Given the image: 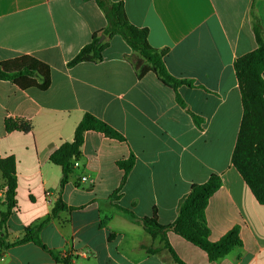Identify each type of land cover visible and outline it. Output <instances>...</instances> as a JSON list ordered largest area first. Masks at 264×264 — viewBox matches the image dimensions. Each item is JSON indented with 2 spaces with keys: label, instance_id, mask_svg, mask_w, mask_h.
Returning <instances> with one entry per match:
<instances>
[{
  "label": "crops",
  "instance_id": "crops-1",
  "mask_svg": "<svg viewBox=\"0 0 264 264\" xmlns=\"http://www.w3.org/2000/svg\"><path fill=\"white\" fill-rule=\"evenodd\" d=\"M112 1L123 2L130 22L148 29L153 47L167 50L169 73L193 82L178 88L185 107L153 72L137 78L126 59L132 49L120 35L102 62L68 66L108 24L95 0H0V62L34 56L50 66L52 80L40 91L0 79V156L15 158L17 177V205L0 237L15 242L61 199L75 209L61 211L40 238L57 254L71 253L72 264H175L164 242L118 207L138 218L157 209L159 222L168 225L191 186L217 174L222 185L206 208L210 239L239 227L242 245L216 262L174 232L168 233L171 247L186 264H264V205L232 164L243 117L234 62L258 47L255 20L264 39V0ZM86 112L125 140L86 132L83 156L61 189L62 169L50 156L73 140ZM6 119L31 130L7 132ZM131 155L135 164L121 187L124 171L117 162ZM4 189L0 171V214ZM145 247L161 252L149 254ZM0 264L63 263L28 242L3 249Z\"/></svg>",
  "mask_w": 264,
  "mask_h": 264
},
{
  "label": "trees",
  "instance_id": "trees-1",
  "mask_svg": "<svg viewBox=\"0 0 264 264\" xmlns=\"http://www.w3.org/2000/svg\"><path fill=\"white\" fill-rule=\"evenodd\" d=\"M95 1L104 12L108 24L105 28L92 34L91 41L83 46L76 56L68 62V66L73 67L82 62H102L104 51L109 47L111 39L120 35L132 49V53L127 55L126 59L133 67L137 78L142 79L147 73L153 72L162 83L177 92L179 104L185 107L178 94V88L182 85L191 87L193 82L178 79L169 73L164 62L167 50L157 49L149 43L148 29L137 27L130 22L123 2ZM254 31L258 47L236 58L234 62L243 105V117L232 154V164L249 186L257 201L264 205V79L262 77L264 72V39L258 20L254 22ZM0 79L13 82L21 90L34 88L46 91L52 82L51 68L47 63L34 56L23 55L0 62ZM192 116L195 121H198L194 114ZM5 129L7 132L15 130L28 132L31 130L26 122L13 119L5 120ZM88 131H96L109 138L125 140L118 130L105 121L89 112L84 113L75 129L73 140L63 142L50 156V161L62 169L61 189L64 188L70 176L75 172V161L80 160L83 156L82 147L85 133ZM134 164V155L117 162L119 168L124 171L121 187L125 184ZM0 171L5 179L4 205L6 210L0 214V227H3L6 225L13 208L17 205L15 158L13 156H0ZM221 185L222 180L217 174H212L205 183L193 184L189 193L179 201L176 220L168 225L159 222L157 209H154L151 216L143 218H138L133 212L125 208L118 207V209L140 224L152 238H160L175 264L186 263L179 258L171 247L168 240L169 232H174L198 246L208 254L210 261L216 262L242 245L239 227H234L218 241L210 239L211 231L207 222L206 208L211 197L220 189ZM111 199H118L117 193L113 194ZM73 209L75 208L67 206L59 199L47 218L27 226L23 236L15 242L6 244L0 237V257L3 249L32 242L49 253L56 261L72 264L70 257L57 254L45 245L40 238V232L61 211ZM145 249L149 254L161 252L159 248L145 247Z\"/></svg>",
  "mask_w": 264,
  "mask_h": 264
},
{
  "label": "built area",
  "instance_id": "built-area-1",
  "mask_svg": "<svg viewBox=\"0 0 264 264\" xmlns=\"http://www.w3.org/2000/svg\"><path fill=\"white\" fill-rule=\"evenodd\" d=\"M76 165H77V164H75V166H76ZM63 256L70 257V256H71V253L65 252V253L63 254Z\"/></svg>",
  "mask_w": 264,
  "mask_h": 264
}]
</instances>
